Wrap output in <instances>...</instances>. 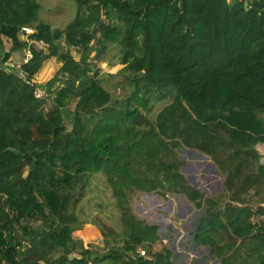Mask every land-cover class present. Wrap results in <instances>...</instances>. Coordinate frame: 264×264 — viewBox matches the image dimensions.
I'll list each match as a JSON object with an SVG mask.
<instances>
[{"label": "trees", "instance_id": "1", "mask_svg": "<svg viewBox=\"0 0 264 264\" xmlns=\"http://www.w3.org/2000/svg\"><path fill=\"white\" fill-rule=\"evenodd\" d=\"M73 1L75 18L52 30L37 24L36 0H0V48L3 38L24 47L21 28L34 26L28 38L46 47L30 46L19 70L1 66L8 54L0 59V264H173L168 247L152 249L159 227L134 215L136 192L182 196L202 209L192 241L220 264H264V198H255L264 193L256 150L264 146V0L246 9V0ZM108 44L120 46L134 74L125 102L111 98L89 62ZM50 58L60 63L56 74L32 83ZM141 92L169 101L153 121ZM183 148L210 158L225 202L188 184L176 156ZM95 174L119 213V232L99 224L102 246L73 237L70 210L82 197L80 178ZM222 234L229 241L220 244Z\"/></svg>", "mask_w": 264, "mask_h": 264}, {"label": "rangeland", "instance_id": "2", "mask_svg": "<svg viewBox=\"0 0 264 264\" xmlns=\"http://www.w3.org/2000/svg\"><path fill=\"white\" fill-rule=\"evenodd\" d=\"M36 2L39 5L37 24H47L52 30H64L77 13V5L73 0H36ZM31 29L35 30V26ZM2 40L0 59L3 60L5 54L9 56L6 64L2 63L1 66L9 71L19 70L21 65L27 62L30 46L43 48L46 52L44 45L34 43L30 38L24 36H20V41L25 42L26 45L17 50L11 49L12 42L9 39L3 38ZM61 44L63 49H67L74 58L79 59V55L69 48L64 40H61ZM95 56L96 54L93 53L89 62L93 65V69L98 72L99 82L111 98L122 102L131 98L134 91L132 84L134 74L126 69V64H123L120 46L108 44L97 59ZM59 67L60 63L56 58L46 60L41 70L34 76L32 83L44 85L56 74ZM141 96L148 99V112L145 113V109H142V112L150 121H153L157 113L169 103V101L156 102L154 93L145 95L144 92H141ZM74 105L75 102L69 105L70 111L74 110ZM49 106L47 103L46 107L49 108ZM70 120V114H65L64 125L68 131L71 130ZM256 150L259 152L260 164L264 165V151H262L264 146L257 145ZM176 156L183 163L180 172L191 187L202 192L207 199H215L219 203L226 201L227 194L223 187V175L209 157L186 148L177 150ZM81 184H84V189L81 192L82 197L77 203L70 206V210H73L77 218L74 225L78 228L73 232V237L78 239L76 238L78 236L76 231L87 232L88 229L85 227L88 228L89 225V229L93 226L100 233L99 224L101 223H105L119 232V213L105 177L102 174L81 177L78 186ZM255 198H264V193ZM130 202L137 218L147 223L153 222L159 227L161 242L156 243L154 249L158 251L164 246L168 247L173 253V264H220L218 258L215 259L208 253V247H196L192 241L196 224L203 215L202 209H195L182 196L167 195L161 197L156 193L142 194L136 192L131 196ZM252 205H257V203H252ZM258 220V218H253L254 222ZM29 225L31 227L42 226L38 222H29ZM222 236L223 240L220 244L229 241L226 234H222ZM97 244L101 246L102 242L99 241ZM140 252L143 253L142 250Z\"/></svg>", "mask_w": 264, "mask_h": 264}, {"label": "crops", "instance_id": "3", "mask_svg": "<svg viewBox=\"0 0 264 264\" xmlns=\"http://www.w3.org/2000/svg\"><path fill=\"white\" fill-rule=\"evenodd\" d=\"M40 90H42V89H40ZM263 146V145H262ZM260 149V148H259ZM258 151H260V150H258ZM262 151H264V150H262ZM259 153V152H258ZM220 174V173H219ZM221 185H222V183H221ZM142 194H145V193H142ZM151 194V193H150ZM206 197V196H205ZM198 223V222H197ZM148 224H150V225H155V224H153V222H150V223H148ZM197 225V224H196ZM89 227H90V225H89ZM89 227L87 228V227H85L86 229H88V231L87 232H82L81 230L80 231H76V233H78V236H76V238H78L79 240H82L83 242H86V241H88V242H91V243H96L97 244V242H99V241H101L102 242V237H101V235H100V233L93 227V226H91L92 228H90L89 229ZM84 228V229H85ZM85 229V230H86ZM160 230V229H159ZM159 235H160V233H159ZM161 237V236H160ZM161 242V241H160ZM160 242H158L157 244H159ZM101 246H102V244H101ZM140 250H142V249H139V253L141 254V252H140ZM143 251V255H145V251L144 250H142ZM153 251H155V249H154V245H153ZM159 251V250H158ZM212 262H214V261H212ZM211 262V263H212ZM216 262V261H215Z\"/></svg>", "mask_w": 264, "mask_h": 264}, {"label": "built area", "instance_id": "4", "mask_svg": "<svg viewBox=\"0 0 264 264\" xmlns=\"http://www.w3.org/2000/svg\"><path fill=\"white\" fill-rule=\"evenodd\" d=\"M228 2H230L231 0H227ZM252 1H255V0H246L245 3H247V6H248V3L249 2H252ZM34 33V30H32L31 28H28V27H23L21 28V34L25 37V38H28L30 35H32ZM30 52V51H29ZM30 58V54L27 56V61L28 59ZM34 96L36 99H41L44 97V91L43 90H40V89H36L34 91ZM141 255H143L141 253Z\"/></svg>", "mask_w": 264, "mask_h": 264}, {"label": "water", "instance_id": "5", "mask_svg": "<svg viewBox=\"0 0 264 264\" xmlns=\"http://www.w3.org/2000/svg\"><path fill=\"white\" fill-rule=\"evenodd\" d=\"M244 8H247V3H244ZM143 76V74L141 75V77ZM12 153L17 154L16 150H10Z\"/></svg>", "mask_w": 264, "mask_h": 264}]
</instances>
